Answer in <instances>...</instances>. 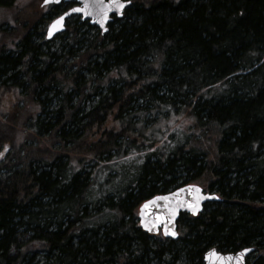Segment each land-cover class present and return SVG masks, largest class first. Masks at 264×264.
I'll return each mask as SVG.
<instances>
[{
    "label": "trees",
    "instance_id": "16d2710c",
    "mask_svg": "<svg viewBox=\"0 0 264 264\" xmlns=\"http://www.w3.org/2000/svg\"><path fill=\"white\" fill-rule=\"evenodd\" d=\"M67 9L0 49V264H264V0H132L48 41ZM189 184L221 201L144 232Z\"/></svg>",
    "mask_w": 264,
    "mask_h": 264
},
{
    "label": "snow or ice",
    "instance_id": "6c2138e0",
    "mask_svg": "<svg viewBox=\"0 0 264 264\" xmlns=\"http://www.w3.org/2000/svg\"><path fill=\"white\" fill-rule=\"evenodd\" d=\"M55 2L59 3L60 0H44L45 4ZM132 0H80V7H73L70 8V11L65 12L63 15L59 16L56 20L53 21L49 28V35L56 31L59 28H62L64 25L65 17L70 16L71 14L75 13L78 16H82L84 18H96V23H98L102 28L104 23L109 20L110 14L111 15H122L123 10L126 6L131 5ZM5 151H7V146H5ZM2 155V153H0ZM200 189L195 186H189L187 190V194L192 197L191 200H179V193H172L170 194L171 197L177 198L179 202H175L170 199L169 196H158L155 197L153 200L146 202L142 206L141 215H152L154 216V220L152 222H146L142 220L144 227L148 231H153L155 228L158 227L159 224L169 225L172 223V220L175 218L177 214V210L182 207H187L190 209L193 214H195L200 208V200L203 198L199 195ZM179 192H185V189H180ZM158 201L164 202V207L166 208L167 215L157 214L152 209L161 207L158 204ZM151 224V226H150ZM165 234H171L173 236L176 235L171 228L165 229ZM247 251V250H245ZM210 257H215L217 260H220L221 264H224L223 259L220 257L219 253L213 251L209 254ZM228 259H231L229 257Z\"/></svg>",
    "mask_w": 264,
    "mask_h": 264
},
{
    "label": "water",
    "instance_id": "95a60500",
    "mask_svg": "<svg viewBox=\"0 0 264 264\" xmlns=\"http://www.w3.org/2000/svg\"><path fill=\"white\" fill-rule=\"evenodd\" d=\"M73 1H75L78 4L77 7H80L81 6L80 0H60L59 3L51 2V3H48V4H45L44 1H43L42 5L43 6H48V5H52V4H60L62 2L70 3V2H73ZM129 6L130 5L126 6V8L123 10V14L122 15H111L110 14V18H109L108 21H106L104 23L103 28L98 23H96V18L95 17H91V18H84L82 16L81 17H82V20H89L90 23H91V25L98 27L100 29L102 35H105L108 32V26L113 21L114 17H116L118 19H121L123 17V15H124L125 10ZM73 15H78V14L73 13L70 16H66L63 27L57 29L56 31H54L51 34V36H50L49 35V28H50L51 24L53 23V21L56 20L57 18L54 19L50 23V25L48 26V28H47V31H46V39L49 41V40L54 39L57 35H60V34L64 33L65 30H66V22ZM189 186H195V187H198L201 190L200 193H199V195L202 196L203 198L200 200V208H199V210L195 214H193V212L190 209H188L187 207L179 208L177 210V214H176L175 218L172 220V223L171 224H169V225L159 224L158 227L155 228L153 231H151V232L148 231L144 227V225L142 223V220L143 221H146V222H152L154 220V216H152V215H143L142 216L141 215L142 206L146 202L151 201L155 197H158V196H169L170 199H172L174 201V204L172 206H175V202H179V201L177 200V198L171 197L170 194H172V193H179V200L180 201H183V200H191L192 197L187 194V190H188ZM182 188L185 189V192H179V190L182 189ZM155 197H153V198L145 201L140 206L139 211H138L139 224H140L141 229L144 232H146V233H148L150 235H153V236L161 234L167 240H177L179 238L178 227H179V220H180L181 214H187V215H190L192 217H198L200 214L203 213L204 207H205L206 204L211 203V202H219V201H221V199H220V197L218 195H216L214 193H207V192H205V190L203 188H201L200 186H198L196 184L185 185V186H182V187H180V188H178V189H176V190H174V191H172L170 193L160 194V195H157ZM157 203L160 204L161 207L154 208V209H152V211H154L157 214L167 215L166 208L164 207V202L163 201H158ZM150 226H151V224H150ZM166 227L167 228H171L172 231H174L176 233V235L175 236H173L171 234H167L166 235L165 234ZM245 250H247V251H245ZM213 251L219 253L220 257L224 261V264H247V258L254 252V249L253 248L244 249L242 251H239L236 254H224V253H221V252L217 251L216 249H211L205 255L204 264H221L220 260H217L215 257H210L209 256V254L211 252H213ZM229 257H231V259H228Z\"/></svg>",
    "mask_w": 264,
    "mask_h": 264
},
{
    "label": "rangeland",
    "instance_id": "374dc122",
    "mask_svg": "<svg viewBox=\"0 0 264 264\" xmlns=\"http://www.w3.org/2000/svg\"><path fill=\"white\" fill-rule=\"evenodd\" d=\"M43 1L14 0L10 7L0 6V49L5 46L10 49L14 39L31 31L34 25H39L46 18L49 9L42 7Z\"/></svg>",
    "mask_w": 264,
    "mask_h": 264
},
{
    "label": "flooded vegetation",
    "instance_id": "af4514ba",
    "mask_svg": "<svg viewBox=\"0 0 264 264\" xmlns=\"http://www.w3.org/2000/svg\"><path fill=\"white\" fill-rule=\"evenodd\" d=\"M78 4H76L75 1L73 2H70V3H66V2H62L60 4H52V5H48V6H45V9H49L48 11H51L52 9L54 8H60V10H63V9H67L65 10L64 12H60L57 16L53 17V19L51 21H53L54 19L58 18L59 16L63 15L65 12L69 11L70 8H73V7H76Z\"/></svg>",
    "mask_w": 264,
    "mask_h": 264
},
{
    "label": "bare ground",
    "instance_id": "6f19581e",
    "mask_svg": "<svg viewBox=\"0 0 264 264\" xmlns=\"http://www.w3.org/2000/svg\"><path fill=\"white\" fill-rule=\"evenodd\" d=\"M206 255V254H205ZM205 258V257H204Z\"/></svg>",
    "mask_w": 264,
    "mask_h": 264
}]
</instances>
